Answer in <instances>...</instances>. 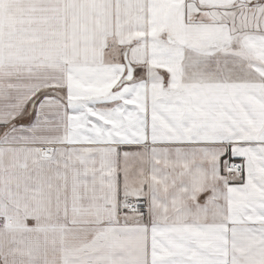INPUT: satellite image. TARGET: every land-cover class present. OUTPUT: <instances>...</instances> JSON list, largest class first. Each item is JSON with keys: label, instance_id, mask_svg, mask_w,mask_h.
I'll list each match as a JSON object with an SVG mask.
<instances>
[{"label": "snow or ice", "instance_id": "obj_1", "mask_svg": "<svg viewBox=\"0 0 264 264\" xmlns=\"http://www.w3.org/2000/svg\"><path fill=\"white\" fill-rule=\"evenodd\" d=\"M0 264H264V0H0Z\"/></svg>", "mask_w": 264, "mask_h": 264}]
</instances>
